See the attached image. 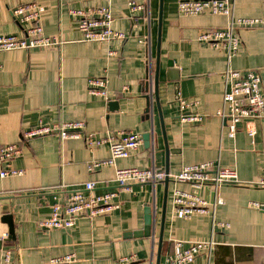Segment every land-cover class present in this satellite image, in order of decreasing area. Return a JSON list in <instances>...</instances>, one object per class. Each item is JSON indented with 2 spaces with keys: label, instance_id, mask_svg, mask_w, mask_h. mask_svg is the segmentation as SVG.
Masks as SVG:
<instances>
[{
  "label": "crops",
  "instance_id": "crops-1",
  "mask_svg": "<svg viewBox=\"0 0 264 264\" xmlns=\"http://www.w3.org/2000/svg\"><path fill=\"white\" fill-rule=\"evenodd\" d=\"M30 2L44 9L39 21L44 34L63 42L59 47L0 52V145H20L12 166L23 171L0 178V236L8 231L2 220L6 206L14 227L15 238L8 242L16 248L13 264H57L51 259L71 253L76 259L69 264H156L164 182L132 184L124 190L113 181L115 169L155 168L175 174L185 165L210 161L234 168L241 181L258 179L264 168V115L240 123L229 138L215 112L222 102L227 64L242 72L256 70L264 95V26L237 28L239 51L227 63L223 49L197 39L206 29L223 28L226 16H184L176 11L175 0H163L158 108L147 79L150 67L152 77L155 68L160 0H0V34H22L24 25L17 23L12 10ZM129 2L142 5V10H130ZM98 6L110 7L112 28L126 33L125 40L109 45L82 40L70 10ZM234 11L238 17L264 16V0H234ZM107 49L116 55L107 57ZM168 60L177 69L175 80L168 79ZM102 75L108 77L107 99L92 95L87 87L89 77ZM180 99L197 101L192 110L204 114L203 121L180 122ZM39 120H82L96 137L149 132L151 143L145 146L142 140L129 156L89 170L90 161L108 159V145L90 150L82 139L61 141L55 135L23 141L22 132ZM249 126L255 129L252 140L246 134ZM86 181L96 183L94 193L116 192L113 201L119 207L106 215L79 217L71 228L38 227L53 203ZM172 187L169 182L160 264L175 240L186 247L190 241L209 239L215 242L211 254L202 252L191 264H264V215L248 206L250 201L264 202V188L223 185L216 193L223 202L214 216L179 219L171 207ZM180 187L210 202L214 199L211 189ZM220 221L229 226H219ZM5 245L0 238V263ZM129 256L130 261L122 260Z\"/></svg>",
  "mask_w": 264,
  "mask_h": 264
},
{
  "label": "built area",
  "instance_id": "built-area-1",
  "mask_svg": "<svg viewBox=\"0 0 264 264\" xmlns=\"http://www.w3.org/2000/svg\"><path fill=\"white\" fill-rule=\"evenodd\" d=\"M132 11L142 10V5L129 2ZM176 11L184 16H196L208 13L222 15L228 18L223 28L206 29L197 39L204 44L223 49L226 61L238 54L240 39L236 34L237 28H249L264 26V16L238 17L234 11V0H175ZM43 7L30 2L14 7L12 14L22 27V34H0V52L15 49L52 48L59 47L62 38L54 35H45L40 16ZM70 13L76 19L77 29L83 41L100 42L109 45L114 40H125L127 35L123 31L112 28L113 16L109 6L94 8L71 9ZM107 57L116 55V51L107 49ZM223 95L220 107L215 114L224 122L223 128L229 138H233L242 122H249L264 115V95L261 89L260 74L253 69L245 72L234 69L227 64L222 71ZM149 87L152 83V68L148 75ZM108 77L106 75L89 77L87 80L88 91L92 95L108 98ZM123 91L128 87L123 86ZM197 101L189 99L179 100V120L182 123L196 124L205 118V115L192 108ZM246 134L252 140L255 129L246 128ZM43 135H55L59 140L82 139L88 149L106 143L109 149V157L106 160H92L88 163V169L92 170L103 165H113L117 158L129 156L142 142L140 133L134 131L122 132L120 137L110 135L96 137L94 133L86 130V124L82 120L60 121L44 123L39 120L32 127L24 130L21 135L23 141ZM21 152L18 143H6L0 145V178L18 176L22 170L12 166V160ZM264 163V150L260 152ZM168 177L173 185L170 193V202L173 215L176 218H189L194 214H211L214 216L215 208L223 201L216 196L218 189L223 185H249L264 188V168L261 176L254 181H241L236 170L232 167L213 165L210 161L185 165L175 174L166 173L155 168L138 169L135 167L116 168L113 181L119 188L129 190L132 184L163 182ZM180 184H187L191 188H208L214 193L212 202L199 194L182 189ZM96 183L86 181L79 188L70 190L63 201H56L51 205L48 218L38 221V227L43 229L71 228L79 217L93 218L98 215H106L116 210L119 205L113 201L116 192L104 191L94 193ZM248 206L260 211L264 215V202L250 201ZM219 226L227 228L226 222H217ZM6 245L2 249L0 264H13V256L16 248L8 244L10 241L8 231L0 236ZM215 242L212 239L202 241H190L186 247L183 242L175 240L172 250L165 254L164 264H191L196 256L202 252L210 255ZM133 256L123 257L122 260L130 261ZM74 253L51 259L52 263L69 264L75 261Z\"/></svg>",
  "mask_w": 264,
  "mask_h": 264
},
{
  "label": "water",
  "instance_id": "water-1",
  "mask_svg": "<svg viewBox=\"0 0 264 264\" xmlns=\"http://www.w3.org/2000/svg\"><path fill=\"white\" fill-rule=\"evenodd\" d=\"M162 2L163 0H160V11H159V18H158V37H157V54H156V59H155V68L153 71V80H152V96H154L157 107L159 108V98H158V77H159V48H160V30H161V22H162ZM167 68L170 74L172 75L169 77V80H175L177 79V75H173L174 72H177V69L173 67V62L171 60H168L167 62ZM147 88H149V83L147 84ZM149 100V97H147ZM160 113V111H159ZM161 115V113H160ZM162 117V116H161ZM142 140L144 142L145 146H149L151 143V133L146 132L142 135ZM167 173V172H166ZM164 187H165V193H164V201H163V211H162V218L160 222V231H159V238H158V247H157V257H156V264H160V257H161V246H162V233H163V228H164V214H165V209H166V200H167V191H168V183L169 179L166 177L164 179ZM4 215L2 216V220L7 224V229L9 233V237L14 240V227L12 223V216L10 213H8V208L5 206L4 208ZM147 230L150 228V218L147 217ZM139 231L140 234H142Z\"/></svg>",
  "mask_w": 264,
  "mask_h": 264
}]
</instances>
